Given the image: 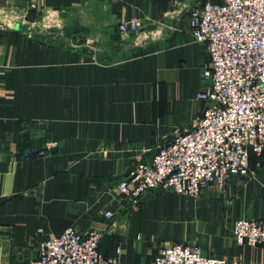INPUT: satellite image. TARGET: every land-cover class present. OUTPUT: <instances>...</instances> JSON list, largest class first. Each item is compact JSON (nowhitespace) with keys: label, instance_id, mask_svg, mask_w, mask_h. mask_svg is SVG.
Wrapping results in <instances>:
<instances>
[{"label":"crops","instance_id":"1","mask_svg":"<svg viewBox=\"0 0 264 264\" xmlns=\"http://www.w3.org/2000/svg\"><path fill=\"white\" fill-rule=\"evenodd\" d=\"M202 1L0 0V264H25L72 225L100 231L123 264H152L174 242L264 264V244L240 245L232 230L264 218V152L197 196L155 189L133 202L118 188L206 105L210 54L190 30ZM44 12L61 28L45 30ZM134 18L140 29L122 33Z\"/></svg>","mask_w":264,"mask_h":264},{"label":"built area","instance_id":"2","mask_svg":"<svg viewBox=\"0 0 264 264\" xmlns=\"http://www.w3.org/2000/svg\"><path fill=\"white\" fill-rule=\"evenodd\" d=\"M140 26L139 18L119 23L122 33ZM190 30L210 54L206 85L198 94L206 105L191 127L163 142L149 161L138 162L119 181L120 194L133 202L155 189L194 196L210 186L222 189L234 175L249 174L253 152H264V0H203L191 10ZM56 145L57 140L48 142L37 154ZM232 230L240 245L264 244L263 217H239ZM101 239L98 230L82 232L72 225L43 241L39 254L25 264H123L101 250ZM152 264L228 260L200 245L174 242L162 246Z\"/></svg>","mask_w":264,"mask_h":264},{"label":"rangeland","instance_id":"3","mask_svg":"<svg viewBox=\"0 0 264 264\" xmlns=\"http://www.w3.org/2000/svg\"><path fill=\"white\" fill-rule=\"evenodd\" d=\"M46 13L47 12H44L43 14H41L40 16H39V18L37 19V22H42V18H44L45 17V15H46ZM49 19H51L50 21V23H47V29L45 28V30H50V29H52V28H61V27H58L59 26V22H57V17H55L54 15H51V14H47L46 15ZM27 18H29V16H26V19ZM30 19V18H29Z\"/></svg>","mask_w":264,"mask_h":264}]
</instances>
